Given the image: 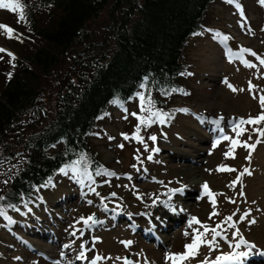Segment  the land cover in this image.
<instances>
[{
    "label": "rangeland",
    "instance_id": "1",
    "mask_svg": "<svg viewBox=\"0 0 264 264\" xmlns=\"http://www.w3.org/2000/svg\"><path fill=\"white\" fill-rule=\"evenodd\" d=\"M237 3L240 10L232 3L214 5L210 10L208 37L190 40L188 61L194 69L187 84L192 95L191 100L174 102L175 107H180L174 115L176 119L169 125L157 123L160 129L150 135L156 137L155 142L140 136L143 143L131 139L125 144L117 137L127 127L126 113H133L140 100L134 106L130 104L124 108L116 104L107 105V112L113 113L112 121L101 123L100 132L107 131L114 139H92L91 143L107 171L116 175H100L97 181L87 177L80 180L70 172L55 174L48 185L36 190L42 202L31 210H24V213L23 210L14 213V218L21 219L20 223H26L29 229L24 224L10 223L8 215L0 216V264H82L75 258L82 243L87 249L81 258L84 261L99 256L101 259L96 264H124L125 260L132 264H145V261L147 264H165L166 253L184 252L185 244L191 243L193 229L203 231L199 224L188 227L192 217L209 228L220 224L227 242L217 238V251L210 252L208 247H201L199 254L185 264H200L206 257L214 260L221 253H229V243H235L232 232L237 229L245 240L256 245L252 255L264 259L259 254L264 252V138L252 152L250 161L245 159L248 151L239 146L235 148L234 159L225 158L230 148L229 141H221L215 149L212 147L213 141L221 136L218 128L223 129V135L236 138L232 126L241 118L256 117L260 113L259 96L264 94V66L257 68L255 64L259 61L257 57L261 58L257 49H264L263 32L260 26L253 30L250 28L259 25V14L264 8L259 0H240ZM6 12V9H0V25L5 24ZM203 27L205 31L207 27ZM216 33L229 37L226 46L215 38ZM251 33L254 36H250ZM226 48L233 53L244 48L255 53V56L246 53L245 58L255 67H243L238 59L229 62ZM0 49L16 54L7 47L2 30ZM225 80L237 91H231ZM249 84L254 86L253 93L248 91ZM65 86L70 88V84ZM50 87L55 85H48L46 89L52 90ZM184 108L187 112L180 111ZM215 121H219V125ZM242 127L246 131L238 139L248 144L255 143L257 134L252 132L254 126ZM128 129L133 130L130 126ZM118 145H124V148ZM118 149L122 151L116 153ZM140 151L142 156L138 154ZM218 166L237 171H216ZM245 168L252 175H244L234 187L230 186ZM205 182L213 193L221 194L215 196V209L209 197L202 195L201 186ZM181 187L187 197L182 199L185 196L181 197L178 192L169 200V190ZM155 198L159 202L154 203ZM163 202L170 206L169 211L166 210L168 215L161 222L166 231L155 227L154 221V225L145 224V221L152 224L146 217L154 213L157 206H165ZM214 210L218 215L209 219ZM245 212L250 215L244 222H238ZM17 215H23L24 219ZM93 215L99 222L89 221L85 225L83 221ZM229 216L236 223V229L225 223ZM253 219L256 223L250 225L248 221ZM134 226L144 233H153L160 245L140 238L133 232ZM185 232L190 234L188 238ZM206 238L210 240L211 233ZM122 241H131L132 244L126 248ZM66 246L73 249L69 256L71 259H67L66 253L60 250Z\"/></svg>",
    "mask_w": 264,
    "mask_h": 264
},
{
    "label": "trees",
    "instance_id": "2",
    "mask_svg": "<svg viewBox=\"0 0 264 264\" xmlns=\"http://www.w3.org/2000/svg\"><path fill=\"white\" fill-rule=\"evenodd\" d=\"M21 2L25 21L18 22V13L7 10L3 24L11 27L20 39H8L2 30L7 47L16 53L15 59L0 53V197L4 198L0 206L10 220L16 211L38 198L37 188L48 185L55 174L71 168L81 156L85 157L79 165L81 172L86 167L98 181L97 170L107 167L94 151L91 140L114 139L107 131L100 132L101 123L112 121L113 113L107 112V105H133L143 94L150 95L161 111L177 115L174 102L191 100L192 95L187 84L194 69L188 61L190 40L207 38L203 26L211 29L210 10L214 5L227 3L226 0ZM259 17V25L250 28L260 26L264 37V11ZM257 50L264 59V49ZM255 64L257 68L262 66L259 62ZM48 85L55 87L47 90ZM164 92L171 94L163 95ZM139 104L133 113L140 112ZM126 114L127 127L133 130L126 127L117 137L125 144L136 133L138 124L132 113ZM176 117L172 116L167 125ZM157 129H160L157 123L146 129L141 127L139 135L148 140ZM121 151L118 149L116 153ZM84 177L78 176L80 180Z\"/></svg>",
    "mask_w": 264,
    "mask_h": 264
},
{
    "label": "snow or ice",
    "instance_id": "3",
    "mask_svg": "<svg viewBox=\"0 0 264 264\" xmlns=\"http://www.w3.org/2000/svg\"><path fill=\"white\" fill-rule=\"evenodd\" d=\"M228 3L234 4L238 10H240L239 4L236 2V0H226ZM261 3L264 4V0H261ZM0 9H6L9 12L12 13H18V22H24L26 17L24 14V5L22 4L21 0H0ZM0 30H3V32L6 34V38L8 39H20V36L18 34H14V30L6 25H0ZM215 38L219 40L222 44L226 46L227 41L229 40V37L221 35L219 33L215 34ZM5 49H0V52H5ZM250 54L255 56V53H251L250 50L248 49H240L238 52L233 53L231 49H227L225 51L226 57H228L229 62H232L233 59H238L245 67H255L254 64L249 63L247 60H245L243 57L245 54ZM8 55L11 57L12 60L15 59V56L12 53H8ZM259 60L260 65L264 66V59H261L257 57ZM15 65H13L14 67ZM191 75V73H189ZM10 76V74H9ZM225 83L227 84V81L225 80ZM229 89L233 92H236L237 89H235L231 84H227ZM172 92H183L182 89H172ZM239 91H243V89H240ZM248 91L250 93L254 92V86L249 84V89ZM163 95H170V92H164L162 93ZM185 95L187 93H184ZM253 99H256V96L253 95ZM139 108L140 112L139 113H132L131 115L134 116L137 121V127H136V133L131 137V139L136 140L138 143H143V138L140 137L139 135V130L141 127L143 128H148L151 127L152 124L154 123H159V124H166L168 121L171 120L172 116H174V113H165L158 109L155 105V102L152 100L151 96L145 97L143 94L139 95ZM259 105H260V113L256 117H249L248 119H243L241 118L238 122H236L231 130L235 133V137H229L227 135H223V129L218 130L221 132V136L213 141L212 147L215 149L221 141H229L230 142V148L229 151L225 153V158H235L234 156V151L236 147H243L248 151V156H246V160L250 161L252 152L255 151L256 146L262 142L261 138H264V127H258L261 124H264V94L259 96ZM180 111L187 112L186 109H181ZM147 115H144V114ZM222 119V117H221ZM217 125H219V121H215ZM243 125H254L257 127H253L252 131L257 134V140L255 143L248 144L247 142H241L238 138L244 134L246 129H244L242 126ZM125 139H129L127 135L124 136ZM150 140L155 142L156 137L155 136H149L148 137ZM249 139H251V136H249ZM118 147H123V145H118ZM153 151H158V149H153ZM151 159V157H149ZM85 160V157L81 156L80 160H77L73 162V165L69 169H61V173L63 174H68L69 171L73 174V176H79L83 175L87 177L89 180H91V173L87 172V168L81 172L79 165L82 161ZM207 171V170H206ZM216 171H223V172H234L237 171V169L233 168H228L226 166H218ZM96 175H106L109 177L115 176L116 174L113 172H108L107 170H97ZM244 175H252V172L248 169L245 168L242 172L237 175L236 180L232 182L230 186L234 187L237 183L240 182L241 178ZM202 195H207L209 197V202L213 205V208L215 209V196L216 195H221L217 193H213L207 182H205L202 186ZM94 191V189H92ZM183 187L179 189H170L171 195L168 196V199H172V195H175L176 193H182L183 192ZM243 195V192L240 193ZM113 196H115V193H112ZM138 199L140 197H137ZM3 197H0V200H3ZM234 203L235 201H230ZM91 203V202H89ZM103 203V201H101ZM155 203V201H154ZM165 207H169V205L166 202H163ZM119 207V205L117 206ZM105 210H107L105 206ZM131 215V214H129ZM218 215V213L214 210L210 216L209 219H212L213 216ZM235 215V213L233 214ZM250 215V213L245 212L243 215L240 216V219L238 222H244L247 216ZM0 216H5L7 217L6 210L0 206ZM89 221H92L94 223L99 222L94 219V217H88L85 219L83 222L85 225L89 223ZM225 223L228 224L229 228L236 229V223L232 222V217H226L225 218ZM248 223L255 224L256 221L249 220ZM193 224H199L200 228L203 229V231H200L199 229H193L192 234H191V243L185 244L184 246V252L182 253H166L165 255V264H185L186 261L190 259H194L198 254L199 250L201 247H208L209 251H217L219 249V245L217 243V238L221 240H225L227 242V238L223 235V229L220 224H217L215 228H209L208 225L201 223L197 218L192 217L188 221V227L191 228ZM219 229V230H218ZM211 233V239H207V235ZM185 237H189V233L185 232L184 233ZM232 240L235 241V243H229V248L231 251L227 254L221 253L219 256H217L214 260L211 259L210 257H206L205 260L201 261L200 264H244L245 261H247L248 257L252 254H254V250L256 248V245L251 244L245 238L240 234L239 230L237 229L236 231L232 232ZM121 243L124 244V246L130 247L132 244L131 241H122ZM240 249H246L241 251ZM260 255L264 256V252L259 253ZM83 252H81V255L79 258H83ZM101 257L97 256L92 264H96V261L100 260ZM124 264H132L131 261L125 260ZM145 264H147V261H145Z\"/></svg>",
    "mask_w": 264,
    "mask_h": 264
},
{
    "label": "bare ground",
    "instance_id": "4",
    "mask_svg": "<svg viewBox=\"0 0 264 264\" xmlns=\"http://www.w3.org/2000/svg\"><path fill=\"white\" fill-rule=\"evenodd\" d=\"M186 197L187 196L183 197L182 199H184ZM155 200H156L155 202H159L158 201V198H155ZM167 209H168V207H165V206H163V207L157 206V208L155 209V212L149 214L146 217V219H148L152 223V225L154 224V222H156L155 223V227H157L159 229H162L163 231H166L167 228L165 226L163 227V225L161 224V222L163 221V217H165L166 215H168V213L166 212ZM185 209H187V207H185ZM168 211H169V209H168ZM152 221H154V222H152ZM145 224H150V223H147L145 221ZM60 250L62 252H65L66 253V258L67 259H71V257H69V256H71L73 254V252H71L73 249H70L69 246H66L64 248H61ZM86 251H87L86 245L84 243H82V246L78 249V252L75 253V258L81 260V258H79L80 255H81V252H83V254H85Z\"/></svg>",
    "mask_w": 264,
    "mask_h": 264
},
{
    "label": "water",
    "instance_id": "5",
    "mask_svg": "<svg viewBox=\"0 0 264 264\" xmlns=\"http://www.w3.org/2000/svg\"><path fill=\"white\" fill-rule=\"evenodd\" d=\"M94 217V219H95V216H93Z\"/></svg>",
    "mask_w": 264,
    "mask_h": 264
}]
</instances>
